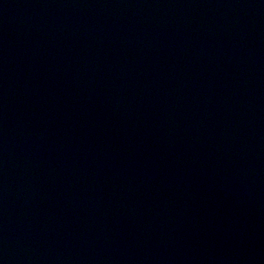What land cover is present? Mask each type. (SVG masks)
Returning a JSON list of instances; mask_svg holds the SVG:
<instances>
[{
    "label": "water",
    "instance_id": "obj_1",
    "mask_svg": "<svg viewBox=\"0 0 264 264\" xmlns=\"http://www.w3.org/2000/svg\"><path fill=\"white\" fill-rule=\"evenodd\" d=\"M0 264H264V0H0Z\"/></svg>",
    "mask_w": 264,
    "mask_h": 264
}]
</instances>
